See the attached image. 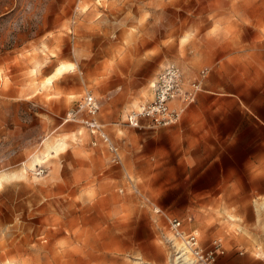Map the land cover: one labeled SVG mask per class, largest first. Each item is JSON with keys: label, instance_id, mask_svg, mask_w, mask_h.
I'll use <instances>...</instances> for the list:
<instances>
[{"label": "rangeland", "instance_id": "obj_1", "mask_svg": "<svg viewBox=\"0 0 264 264\" xmlns=\"http://www.w3.org/2000/svg\"><path fill=\"white\" fill-rule=\"evenodd\" d=\"M169 63L205 70L196 101L176 124L128 125ZM87 92L122 164L70 118ZM259 116L264 0H0V264H170L152 205L264 261L260 198L223 194L249 188Z\"/></svg>", "mask_w": 264, "mask_h": 264}, {"label": "built area", "instance_id": "obj_2", "mask_svg": "<svg viewBox=\"0 0 264 264\" xmlns=\"http://www.w3.org/2000/svg\"><path fill=\"white\" fill-rule=\"evenodd\" d=\"M200 77L188 81L182 68L174 63L166 64L155 76L151 98L141 102L126 114V123L133 127H160L176 124L185 109L196 101L202 89ZM99 103L87 92L72 110L70 118L85 127L92 147H101L109 154L111 163H120L118 145L111 139L104 124L98 118ZM153 213L166 224L171 237H166L170 246V264H217L218 256L225 251L222 241L214 239L210 247L201 242L198 232L188 227L191 216L180 218L152 205Z\"/></svg>", "mask_w": 264, "mask_h": 264}, {"label": "crops", "instance_id": "obj_3", "mask_svg": "<svg viewBox=\"0 0 264 264\" xmlns=\"http://www.w3.org/2000/svg\"><path fill=\"white\" fill-rule=\"evenodd\" d=\"M60 65L61 64H58L55 67L54 72L48 77V79L51 78V80L49 79L50 82H52L53 80L52 78H55V76L60 74V73H56V70ZM258 119H259V124L253 123L254 128H257L259 133H262L263 137L262 139L260 138L259 142L257 143L258 152L255 153L256 156L253 157V159H249L248 161V166L253 167V169H250L251 174L248 176V181L250 182L249 188L243 189V190L227 189L225 191L226 193H223V194L224 196H227V197L245 198L246 202H248L249 205H251V202H249L251 198H254L256 195L260 198V207L258 210V229H259V233L261 237L260 239L263 240L264 239V117L259 116ZM109 136L111 137L110 134ZM111 139L118 145L119 155H120L119 164H122L123 157H122L120 145L112 137ZM89 140H90V137H89ZM93 148H96L98 151L107 155V157L109 158V154L104 152L101 147H93ZM112 164H116V163H112ZM256 170H258L257 173H256ZM253 213L254 211L252 210V214ZM188 227L193 229L191 226H188ZM260 243L264 245V240L262 242L260 241ZM250 245H251L250 239H244V240L242 239L240 240V242L236 238L232 239L228 243L227 248L225 247V245H223L225 251L222 255L218 256L217 264H264V261H262L261 258L254 255V252L249 248ZM238 246H241V247L245 246V248L238 250Z\"/></svg>", "mask_w": 264, "mask_h": 264}, {"label": "bare ground", "instance_id": "obj_4", "mask_svg": "<svg viewBox=\"0 0 264 264\" xmlns=\"http://www.w3.org/2000/svg\"><path fill=\"white\" fill-rule=\"evenodd\" d=\"M71 69V64L67 65V64H61L57 70H56V73H61L62 71H65V70H69ZM63 73V72H62ZM50 82V80H49ZM51 83V82H50Z\"/></svg>", "mask_w": 264, "mask_h": 264}]
</instances>
